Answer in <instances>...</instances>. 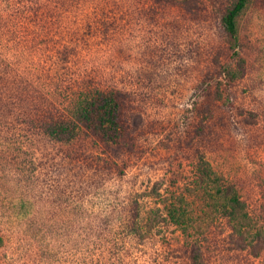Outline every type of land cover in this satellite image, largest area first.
Returning <instances> with one entry per match:
<instances>
[{
    "label": "rangeland",
    "instance_id": "rangeland-1",
    "mask_svg": "<svg viewBox=\"0 0 264 264\" xmlns=\"http://www.w3.org/2000/svg\"><path fill=\"white\" fill-rule=\"evenodd\" d=\"M233 2L0 0V264H264L200 172L264 230V0L238 17L236 52ZM94 89L119 99L117 141L53 137ZM176 197L189 235L167 217Z\"/></svg>",
    "mask_w": 264,
    "mask_h": 264
},
{
    "label": "trees",
    "instance_id": "trees-1",
    "mask_svg": "<svg viewBox=\"0 0 264 264\" xmlns=\"http://www.w3.org/2000/svg\"><path fill=\"white\" fill-rule=\"evenodd\" d=\"M248 2L249 0H234L223 16V24L231 40L230 47L235 52L238 39V17ZM241 68H243L242 64ZM239 75L238 72L229 73L231 80H235ZM69 112L71 120L63 119L50 126V134L59 140L74 139L80 127L91 129L108 142L117 141V136L123 133L119 99L113 93L100 89L82 91L78 93L74 106ZM208 166L207 164L202 170L200 169L202 180L206 181L207 199L212 201L215 211L223 213V216L228 219L235 245L242 249L250 248L255 255L260 254L261 248L264 247V230L258 228L252 231L250 226L252 220L245 203L236 192H231L229 186L222 184ZM167 217L170 222L180 227L185 235H189L192 233L191 229L196 228L192 210L177 197L167 207ZM237 237L239 242L236 240Z\"/></svg>",
    "mask_w": 264,
    "mask_h": 264
}]
</instances>
